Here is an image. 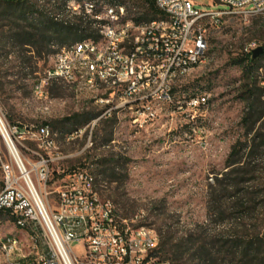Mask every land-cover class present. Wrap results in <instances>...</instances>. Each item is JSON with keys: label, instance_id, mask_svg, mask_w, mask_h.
<instances>
[{"label": "rangeland", "instance_id": "1", "mask_svg": "<svg viewBox=\"0 0 264 264\" xmlns=\"http://www.w3.org/2000/svg\"><path fill=\"white\" fill-rule=\"evenodd\" d=\"M82 1L101 5L121 0ZM125 1L136 10L134 0ZM195 1L207 8L211 0ZM44 15L54 19L52 14ZM8 24L23 26L26 21L0 18V116L6 126H16L25 134L49 122L56 151L66 156L52 163L49 190L69 172L87 167L97 176L102 197L113 200L122 217L138 215L143 224L157 230L161 258L183 264H241L233 242L264 234V92L250 110L244 95L249 81L240 63L246 46H264V16L224 17L210 26L206 59L176 85L181 99L209 95L194 123L188 120L191 111L165 107L156 123L142 130L130 124L124 110L105 114L109 106L99 101L100 93H76L62 81L48 85L53 103L45 112L32 87L52 68L62 46L55 41L24 45L16 41L12 35L16 31ZM257 68L255 92L264 88V58ZM14 140L26 163L36 160L26 149L39 150L36 141ZM8 160L0 132V192L2 162ZM5 237L17 238L22 252L7 255L0 243V264H32L43 248L40 239L36 242L29 230L3 213L0 238ZM72 247L84 256L82 241Z\"/></svg>", "mask_w": 264, "mask_h": 264}, {"label": "built area", "instance_id": "2", "mask_svg": "<svg viewBox=\"0 0 264 264\" xmlns=\"http://www.w3.org/2000/svg\"><path fill=\"white\" fill-rule=\"evenodd\" d=\"M34 1L56 21L73 24L80 18L96 29L93 36L62 47L45 77L33 84V96L43 102V110L50 111L53 103L48 85L62 81L76 93H100L99 101L109 106L105 114L124 110L137 130L154 125L165 107L191 111L188 120L194 123L209 95L181 99L176 85L206 59L210 26L224 17L264 16V0H211L207 8L195 0H154L164 17L140 22L129 15L127 4L118 1L101 5ZM255 47L250 44L244 51ZM0 132L10 154V160L2 162L0 211L29 230L36 242L42 241L32 264H183L158 255L157 230L143 224L138 215L122 217L113 200L102 197L98 178L87 167L69 172L49 190L52 163L66 157L56 151L50 124L29 128L25 134L16 126H6L0 116ZM26 137L39 147H26L36 157L27 163L14 140ZM79 241L85 246L82 258L72 247ZM0 243L7 255L22 252L17 238H0Z\"/></svg>", "mask_w": 264, "mask_h": 264}, {"label": "trees", "instance_id": "3", "mask_svg": "<svg viewBox=\"0 0 264 264\" xmlns=\"http://www.w3.org/2000/svg\"><path fill=\"white\" fill-rule=\"evenodd\" d=\"M118 2L127 4L128 1L121 0ZM132 6L136 10L128 7V13L138 22L164 17L154 0H134ZM33 14H38V17H31ZM28 16L32 19H29ZM0 18L26 21L23 26L13 27L12 24L8 25L9 30L14 29L16 31L12 34L16 41L31 47H37L41 44L49 45L54 41L65 47L83 38L91 37L96 32L91 24L87 22V26L83 21L64 24L52 18H47L44 12L37 8L36 2L32 0H0ZM260 58H264V52L257 58H253L252 52H249L240 59V63L243 64L244 77L249 81V87L244 95L250 110H254L264 92V88L258 92H255L252 88V85L256 84L255 77ZM244 120L248 121L249 119L245 117ZM45 123L49 124V122ZM3 213L9 215L8 212L0 211V216ZM231 246L239 249L241 264H264V234H256L245 242H233ZM158 255L161 257L160 252H158ZM233 262L231 261V263Z\"/></svg>", "mask_w": 264, "mask_h": 264}, {"label": "water", "instance_id": "4", "mask_svg": "<svg viewBox=\"0 0 264 264\" xmlns=\"http://www.w3.org/2000/svg\"><path fill=\"white\" fill-rule=\"evenodd\" d=\"M264 52V47L260 46L252 50V57L257 58Z\"/></svg>", "mask_w": 264, "mask_h": 264}]
</instances>
